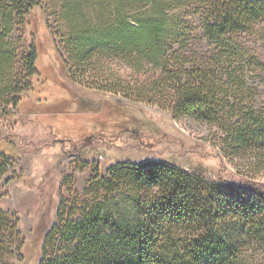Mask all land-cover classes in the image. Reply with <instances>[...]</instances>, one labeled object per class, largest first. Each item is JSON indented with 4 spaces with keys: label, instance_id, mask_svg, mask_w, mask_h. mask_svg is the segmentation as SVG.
Wrapping results in <instances>:
<instances>
[{
    "label": "rangeland",
    "instance_id": "rangeland-1",
    "mask_svg": "<svg viewBox=\"0 0 264 264\" xmlns=\"http://www.w3.org/2000/svg\"><path fill=\"white\" fill-rule=\"evenodd\" d=\"M79 1L81 5L71 6L69 0H39L28 22L16 18L7 36L14 50L12 81L17 88L26 87L17 109L0 99L12 111L7 117L0 109V149L12 157H5L7 165L0 174V264H39L43 252L48 256L64 252L60 228L51 245H44L43 237L59 223L61 203L67 206L76 197L79 204L86 201L94 195L93 190L85 193L94 177L105 176L111 164L121 161L165 160L209 181L221 176L230 181V188L263 202L260 190L251 184L264 188V162L255 163L242 150L230 153L220 129L222 122L264 118L263 24L253 32L235 34L254 50L246 57L257 65L244 71L248 80L241 86L236 77L243 73L241 62L216 55L221 49L206 33L205 14L210 13L212 0L171 11L182 36L171 43L169 60L177 64L183 59L190 69L220 60L217 74L225 83L224 109L219 123L211 125L130 99V80H148L156 76L155 70L136 73L127 59L99 53L97 47L87 53L91 46L79 43L82 32L114 20L115 15L109 13L108 0ZM32 44L38 51V77L29 74L26 63ZM52 121L64 131L62 125L69 124L67 132L59 131L79 132L72 135L77 141L85 140L83 136L94 139L79 150H68L71 143L58 140ZM104 193L100 190L98 196L103 198ZM127 203L120 201L123 206Z\"/></svg>",
    "mask_w": 264,
    "mask_h": 264
},
{
    "label": "trees",
    "instance_id": "trees-1",
    "mask_svg": "<svg viewBox=\"0 0 264 264\" xmlns=\"http://www.w3.org/2000/svg\"><path fill=\"white\" fill-rule=\"evenodd\" d=\"M38 1L0 0V99L16 109L26 86L17 88L12 81L14 50L7 36L16 18L28 22ZM108 1L115 19L82 32L79 43L91 46L83 52L97 47L99 53L113 52L127 59L136 73L155 70L156 76L148 80H130V99L158 104L175 116L192 115L201 122L218 124L225 90L217 74L220 60L191 69L183 59L177 64L169 60L171 43L182 36L171 11L206 0ZM69 3L81 5L79 0ZM209 12L205 14L206 33L221 49L216 55L227 54V62H241L243 73L236 77L243 86L248 80L244 71L257 69V65L246 57L254 50L234 37L264 25V0H212ZM37 62L38 51L32 44L26 56L32 77L40 75ZM0 109L7 117L12 115L7 105ZM58 125L50 122L52 132L60 134L57 139L71 143L68 150H79L94 139L82 134L85 140L77 141L72 135L79 132L62 133L69 124L62 125L65 131ZM220 129L230 153L242 150L255 163L264 162L263 117L239 124L222 122ZM5 157L12 158L2 148L0 174L7 165ZM229 184L221 176L209 181L165 160L111 164L105 176L97 174L85 189L87 194L93 190V196L80 204L78 197L67 206L61 203L59 223L43 237L44 245H51L60 228L64 252L50 256L43 252L39 264H264V188L251 184L260 190L261 203ZM100 190L105 191L103 198L98 196ZM123 199L128 202L125 206L120 204Z\"/></svg>",
    "mask_w": 264,
    "mask_h": 264
},
{
    "label": "crops",
    "instance_id": "crops-1",
    "mask_svg": "<svg viewBox=\"0 0 264 264\" xmlns=\"http://www.w3.org/2000/svg\"><path fill=\"white\" fill-rule=\"evenodd\" d=\"M42 153V152H41Z\"/></svg>",
    "mask_w": 264,
    "mask_h": 264
}]
</instances>
